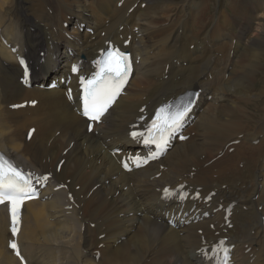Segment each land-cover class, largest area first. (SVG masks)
Here are the masks:
<instances>
[{"label":"bare ground","instance_id":"1","mask_svg":"<svg viewBox=\"0 0 264 264\" xmlns=\"http://www.w3.org/2000/svg\"><path fill=\"white\" fill-rule=\"evenodd\" d=\"M120 1L0 0V34L11 46L19 45V51L28 50L35 67L34 83L44 82L47 77L55 78L61 72L65 74L69 61L80 57L91 59L104 46L105 40L120 43V36L131 35L127 48L136 61L126 94L119 97L102 122L88 133L84 120L66 101L62 85L53 90L34 86L25 89L15 82L21 70L13 53L0 39V150L25 168L52 174L43 191L50 197L23 206L17 240L27 264H44L41 257L55 251L52 257L58 254V260L52 264H96L98 253L104 255L99 264H206L195 251L205 244L204 240L212 243L218 237H228V243L235 245L233 264H264V169L261 167L264 165L258 164L257 157L252 162L251 150H248V185L240 187L230 176L233 157L228 153L222 152L219 159L214 158L218 153H210L206 161L202 160L208 152L204 146L215 148L218 141L230 136V130L237 129L234 126H242L247 116H256L255 108L249 104L255 103V107L264 112V100L259 104L264 90H253L251 86L254 74L264 62V0H228L233 2L229 4L235 19L242 20L237 24L228 23L226 29L232 31L230 35L236 33L237 43L244 47L229 43L228 33L217 37L226 43L221 46L202 34L195 39L192 53L184 50L186 45L181 35L189 23L187 19L197 16L200 6L190 17L183 16L177 22L174 11L165 14L173 6L184 11L189 7V0H123L118 6ZM135 3L136 7L128 13ZM141 3H145L144 8ZM164 4H168V8L158 12ZM201 10L204 12V8ZM159 15H164L165 19L150 30L155 24H148L147 20H160ZM171 18L174 31L165 34V22ZM65 21L71 27H64ZM82 22L93 29V34L78 30ZM134 27L139 29L137 33ZM64 31L68 34L71 31L76 38L67 39ZM68 48L75 51L76 57L67 53ZM217 49L235 50V65L236 59L244 61L243 67L239 68L241 63L237 64L238 68L234 66L226 82L220 74V66L215 63L224 60L218 57ZM39 50L46 52L44 64L38 62ZM190 56L193 61H201L186 67L187 74L175 67L177 60H191ZM154 57L158 58L155 65L152 64ZM161 68L163 71L159 75ZM209 71L214 76L212 81H207ZM165 74L168 76L161 78ZM154 75L160 77L159 80L149 79ZM217 79L219 84L212 83ZM191 80L206 85L207 93L213 96V102L204 108L205 96L200 94L193 112L195 117L191 125L198 129L197 142L191 145H185L186 140L176 142L160 161L137 171L123 172L111 151L114 148L134 149L128 131L144 113L139 108L144 107L150 115L158 104L189 86ZM129 94L131 98L127 97ZM34 98L38 100L35 107L9 109L11 104ZM13 114L23 117L14 118L13 122L10 120ZM15 122L23 123L25 132L31 126L27 124L37 126L30 142H24L23 146L13 138ZM256 122L255 129L264 133V113ZM60 160L63 163L58 166ZM241 162L242 159L239 164ZM224 169L229 174H225ZM156 174L159 176L155 177ZM187 175H194V178L184 180ZM141 182L150 185L151 190H142ZM60 183L66 185V189L53 191ZM174 183L185 184L184 189L191 188V191L199 187L202 196L216 191L209 208L202 202H187V207L194 206L195 210H211L218 204L235 202L231 215L233 226L223 233L226 225L222 211L182 228L168 226L163 217L171 215L173 210L175 216L179 209L173 202H162L159 195L163 187ZM68 193H72L73 203ZM143 202L155 205L159 212L152 216L144 213ZM69 205H72L70 210L66 209ZM90 224H94V228ZM209 224H213L214 229L209 228ZM8 227L5 210L0 208V264H19L7 248ZM199 229L202 234H198ZM98 245L103 246L97 249Z\"/></svg>","mask_w":264,"mask_h":264},{"label":"rangeland","instance_id":"2","mask_svg":"<svg viewBox=\"0 0 264 264\" xmlns=\"http://www.w3.org/2000/svg\"><path fill=\"white\" fill-rule=\"evenodd\" d=\"M226 2H227V0H219V1L218 0H209V3L206 4L208 7L203 5V7H206V9L208 10V12H210V14L216 13V16L217 17L216 16H211V17H208V18L217 21V24L222 25L224 28H226L228 26V23L237 24L238 22H240L242 20V18H239L237 20L233 16L232 10H231L232 8H231V5H230L233 2H231V3L229 2L230 4H227L229 6V9L226 8V6H225L226 5L225 4ZM202 3H203L202 1L189 0V7L187 9H185L184 11H180L178 6L177 7H174L173 6V7L169 8V11L165 15H167L170 11L171 12L174 11L173 17H175L176 18L175 21L178 22L180 19H183V16L190 17L191 14L196 10V7L197 6H202L201 5ZM166 8H168V4L162 5L160 7V9L158 10V12H161L162 10H164ZM199 10H201V8H199ZM221 13L223 14V16H222ZM160 18H161L160 20H159V18H151V19H148L147 20L148 24L149 23L155 24V26L149 27L150 30L156 28V26L159 23L163 22V20L165 19L164 18V15L163 16H160ZM201 18L202 19H205L206 18V15L203 13L201 15ZM187 20L189 21V25H190V28H189L190 39H196L198 36H199V38H201V35L202 34H206V33L209 34L210 36H215V35L219 34L222 31V28H221L222 26H220V28H216V29L210 28L209 29L210 33L214 34V35H211L209 33V31L207 30V28L209 27V22L208 21L205 22L206 23V27H205V24H204V26L199 25L200 23L197 21V17H191V18H188ZM172 22H173L172 18H171V20L165 22V23H167V30L165 31V34H168V33H171V32L174 31L173 30V27L171 26ZM228 28H229V26H228ZM196 30H197V32H196ZM253 31H255V28H253ZM185 37L186 36L184 35V33H182V35H181L182 42L186 45L184 47V50L186 52H189V50L187 49V46H188V44L190 45L192 42L190 43L189 41H187V40H189V38H186L185 39ZM235 37H236V33H235ZM235 37H233V39ZM194 42H195V40H194ZM199 43L201 44V41H199ZM235 44L238 45V46L244 47V45H239L237 43V39H236ZM191 45H193V44H191ZM190 49H193V48H190ZM193 50H190V52L193 51ZM222 51L219 50V49H217V53H218L219 56L220 55L222 56L224 54V56H226V58H229L230 57V55L228 53L229 52L228 50H222ZM198 55H200V53H198ZM157 59L158 58H156V57L152 58V61H153L152 64L153 65H155L157 63V62H155ZM200 61L201 60L199 59L198 61H193V63L194 64H197ZM240 61L242 63L240 64V67H239L237 64L240 63ZM243 63H244V61L237 60L236 59V65L235 66L237 68L238 67L241 68V67H243ZM263 77H264V62L260 66L259 70L254 74V79L251 80V86H253V90H259V89L264 90V81L262 82ZM212 83L219 84V80L218 79L217 80H214ZM133 92L134 91H132V93ZM261 99L264 100V97H262ZM212 102H213V100H212ZM212 102H210L209 104H211ZM259 104H261V102ZM249 106L251 108H253V109L255 108V113L257 115H260V114H263L264 113L263 110L257 109V107H255V103H251V104H249ZM257 111L260 112V113H257ZM249 119L250 120H253L252 116H247V119L246 120H249ZM254 119L256 121L258 120L256 116H254ZM234 128H237V129L230 130L229 133H228L230 136L225 137V139L222 140V141H218V143H217V145H216L215 148L209 149L208 146H204L205 148H208V150H207L208 152H207V155L206 156H202V160L206 161V159L209 158V155H212L210 153H219V152H226V153H228L227 152V148L226 149L223 148L224 143L230 137H232L234 135H237V133H236L237 130L239 131L238 134L239 133H242V132H247V136H252L253 135L252 138L249 140V142L244 143V144H241L240 146H237L235 148V151L233 153H228L229 156L233 157L232 158V161L230 162V164H231L230 176L234 180L233 182L235 184H237L240 187H245V186L248 185V162H246V158L248 157L249 152H250L248 150H251L252 162L257 157L258 158V164H259L260 158L264 159V149H263V147L252 146V139H255V138L258 137V134H255L254 135V133L252 132L253 131L252 129H255V125L254 126H251V125L246 124V122H245L244 124H242V126H234ZM197 131H198V129L195 128V127H193V125H192L191 128L189 129V132L191 133V136H189V138L185 141V145H191V144H194V143L197 142ZM189 132H188V134H189ZM261 134L264 135V133H261ZM211 136L212 137L213 136L216 137L215 139L218 138L217 135H215V134H212ZM241 159H242V162H241L242 163V166H239V162L241 161ZM259 165H261V164H259ZM239 167H241V168H239ZM261 167L264 169V166L261 165ZM224 171H225V169H224ZM226 173H228V170L225 171V174ZM193 178H194V175L184 176V180H192ZM139 186H140V188L142 190H147V191H150L151 190L150 189V185H148V184H142V182H141L139 184ZM169 186L175 187L176 184L174 183V184L169 185ZM77 187L78 186H76V188ZM142 210L144 211V213L150 214L151 216L153 215L154 212H159L158 208L155 205L150 204V203H147V202H143L142 203ZM90 227H91V224H90ZM93 228H94V226H93ZM100 258H104V255H102Z\"/></svg>","mask_w":264,"mask_h":264},{"label":"snow or ice","instance_id":"3","mask_svg":"<svg viewBox=\"0 0 264 264\" xmlns=\"http://www.w3.org/2000/svg\"><path fill=\"white\" fill-rule=\"evenodd\" d=\"M130 68L127 54L120 52L118 49L108 51L105 59L98 64V71L92 79L87 81L90 87L85 89V116L92 120L100 119L108 104L111 103L126 82ZM187 111L188 108L185 107L182 111L171 114L163 121H161L160 113H158L157 119L152 124V129H150V133L155 130L158 135L151 136L149 140H145V143H155L158 148L166 144L165 134L179 127ZM161 112H164V110L161 109ZM137 135L142 134L133 133L134 137ZM30 186L31 182L26 174L7 161L0 160V203L8 201L15 207L18 202H22L27 197ZM167 191L166 189L165 192ZM13 232H15V229H13ZM10 246L16 248L15 243Z\"/></svg>","mask_w":264,"mask_h":264}]
</instances>
